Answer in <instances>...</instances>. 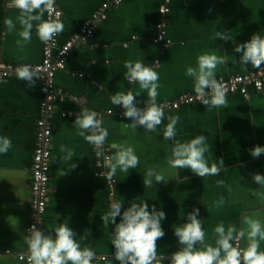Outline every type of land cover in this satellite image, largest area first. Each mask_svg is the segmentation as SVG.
<instances>
[{"label": "crops", "instance_id": "obj_1", "mask_svg": "<svg viewBox=\"0 0 264 264\" xmlns=\"http://www.w3.org/2000/svg\"><path fill=\"white\" fill-rule=\"evenodd\" d=\"M103 1L59 0L62 12L59 21L64 24V30L57 35L58 44L67 41L89 20ZM161 1L124 0L111 6L91 40L74 44L64 69L54 76L58 97L51 116L49 187L42 231L48 234L58 223L68 224L77 233L81 247L90 246L95 251L92 264H118L113 260L111 245L113 226L101 219L113 199L123 203V208L131 202L146 201L150 208L155 205L166 213L162 221L165 236L157 241L158 253L164 255L177 251L173 228L186 222V214L193 208L200 209L198 219L202 220L209 241H213L217 224H235L239 228L244 214L264 223V201L252 195L254 190L264 192L252 179L253 174L264 175V154L253 158L249 152L256 145L264 146V80L261 90L249 88L247 98L226 94L227 107L207 108L199 101L165 110V117H180L176 125L177 140L184 142L204 135L209 146L205 153L209 165L223 159L227 171L203 178L187 169L169 167L167 159L173 142L163 139L162 130L148 133L143 127L126 126L130 119L119 118L118 114L124 110L109 99L118 91L131 90L140 101L138 107H143L147 100V93L125 78L127 60L142 61L158 72L161 85L158 104L195 93L194 81L186 75V70L197 67V57L204 53L227 55V63L216 69L217 80L264 70V65L241 66L237 62L240 54L234 51L235 44L249 41L254 33L264 36V0H171L164 16L168 46L154 42L161 20ZM10 3L11 0H0V60L13 65L37 64L43 57L44 42L37 37L34 26L31 42L24 47L17 45L16 41L21 39L18 33L22 31L17 19L20 12L9 7ZM6 18L16 24L13 31L6 28ZM218 31L230 35L235 44L219 39ZM42 100L38 81L32 87L16 77L0 81V137L12 141L7 154H0V264H22L15 254L27 247L25 237L32 219L31 163ZM83 109L96 111L103 117L102 126L109 133L105 143L111 156L115 154L111 144L117 143L133 147L140 159L139 166L128 173L117 169L112 196L106 180L97 175L94 145L78 135V129L73 126ZM108 110L112 113L107 114ZM62 113L66 116H61ZM61 145L75 153L71 161L62 159L67 153L60 151ZM71 164L77 167L71 169ZM149 168L162 172L164 183L154 182L153 187H144ZM220 180L224 181L223 185L217 183ZM221 199L223 204L217 206ZM244 246L242 241L241 247ZM261 250L264 251V242Z\"/></svg>", "mask_w": 264, "mask_h": 264}, {"label": "clouds", "instance_id": "obj_2", "mask_svg": "<svg viewBox=\"0 0 264 264\" xmlns=\"http://www.w3.org/2000/svg\"><path fill=\"white\" fill-rule=\"evenodd\" d=\"M54 4L55 0H11L8 6L20 12L17 19L22 31L18 33L21 38L16 41L18 46L24 47L31 42L34 26L37 37L44 43L63 32L64 24L51 18ZM45 12L49 13L47 20L44 19ZM56 15L59 16V13ZM4 24L9 31L16 28L11 18H6ZM216 35L221 40H231L235 44V40L226 33L218 31ZM234 51L240 54L237 62L241 66L252 65L260 68L264 65V36L254 33L249 41L235 44ZM226 63V54L219 56L204 53L197 57V67H188L186 70V75L194 81L195 99L207 108L227 107L226 91L215 76L218 65ZM124 67L127 69L125 78L129 83H137L140 89L147 93L143 107H138L140 101L131 90L110 95L111 103L120 106L124 110L123 116L130 119L131 123L126 126L143 127L148 133L162 130L163 139L173 142L171 155L167 159L171 168L187 169L200 178L219 176L222 171H227L222 158L209 165L205 157V153L209 151L206 136L196 135L195 138L184 142L176 139V125L180 117H165L166 105L157 103L161 85L158 82L159 74L154 67L146 66L139 60H127ZM16 72L20 80L28 82L29 87L34 85V78H39L37 71L32 70L29 65L20 66ZM102 125L101 114L88 109L81 110L73 123L78 129V135L94 145L97 156L103 155V145L109 135ZM161 125H164L162 129ZM11 146L12 141L8 137H0V154H7ZM111 149L115 150V154L105 157L110 168L106 174L109 179L116 175L117 169L128 173L130 169L139 166L140 159L133 147L112 143ZM60 151L67 153L62 158L65 161H71L75 155L63 145ZM249 152L253 158H259L264 154V146L256 145ZM76 167V164L70 165L71 169ZM65 174L64 172L63 175ZM252 179L264 188V175L253 174ZM154 182L164 183V175L155 168H149L145 173L143 185L151 188ZM217 183L223 185L224 181ZM252 195L264 201V192L254 190ZM222 204L223 199L217 206ZM199 215L200 209L193 208L186 214V222L173 228L178 249L167 255L159 254L157 247V241L165 236L162 221L166 219V213L155 205L150 208L146 201L131 202L127 208H123V203L113 199L110 201L109 211L101 216V219L104 224L113 226L111 245L114 248L113 260L118 264H165V261L167 264H264V251L261 250V242H264V223L260 219L244 214L239 228L235 224L225 226L220 222L214 228L213 242L207 239L202 220L198 219ZM27 231L29 235L25 237V243L28 246L29 264H92L96 258V253L90 246L81 247L76 239L77 233L68 224L58 223L48 234L38 229L36 224ZM242 241L244 247H241Z\"/></svg>", "mask_w": 264, "mask_h": 264}, {"label": "built area", "instance_id": "obj_3", "mask_svg": "<svg viewBox=\"0 0 264 264\" xmlns=\"http://www.w3.org/2000/svg\"><path fill=\"white\" fill-rule=\"evenodd\" d=\"M58 1L55 0L54 11L51 13V18L59 20L62 12L59 9ZM124 0H104L91 14L89 20L85 21L75 32L71 34L69 39L63 44L59 45L57 36H55L48 43H44L42 60L37 64L29 65L32 70L37 71L39 78H34L41 84V91L43 100L39 106V115L35 124V148L32 155L31 163V185H30V202L29 207L32 214V219L29 222L27 230L36 224L38 229L43 230V214L46 209L48 183H49V164L51 158V140H52V126L51 116L54 111V101L58 97L57 91L54 86L55 73L63 70L66 60L69 57L72 47L76 43H87L93 37L95 31L105 20L107 11L111 6H117ZM171 0H162L159 6V14L161 20L157 25V35L154 42L163 43L164 46L169 45V41L165 38V22L164 16L169 11ZM59 13V16L56 15ZM45 19H49V13L45 12ZM22 65H13L4 63L0 60V81L9 78H19L16 69ZM264 70H257L255 72L245 75H233L227 78L220 77L218 81L223 85L226 94H239L245 98L248 97L249 88L259 91L263 86ZM196 94H184L178 97L175 101L165 102L160 105H166L167 108L176 109L180 105H188L194 102H199L195 99ZM207 98V97H205ZM107 111V114H111ZM61 116L65 117L66 114L62 113ZM76 116V115H75ZM123 114H118L121 118ZM111 156L110 149L106 143L103 145V155L97 156L95 151V165L98 169L97 175L106 180L109 194L112 196L114 192L115 179H109L107 173L110 168L107 166L105 157ZM103 173L104 175H101ZM27 235H29L27 231ZM10 254L9 251H4ZM18 261L22 264H29L28 261V246L22 253L15 254Z\"/></svg>", "mask_w": 264, "mask_h": 264}]
</instances>
